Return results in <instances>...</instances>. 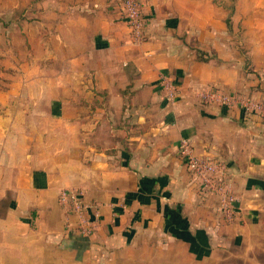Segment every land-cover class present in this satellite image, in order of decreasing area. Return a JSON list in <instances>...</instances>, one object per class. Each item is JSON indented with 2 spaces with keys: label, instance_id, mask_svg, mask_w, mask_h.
Returning a JSON list of instances; mask_svg holds the SVG:
<instances>
[{
  "label": "crops",
  "instance_id": "0c3cea01",
  "mask_svg": "<svg viewBox=\"0 0 264 264\" xmlns=\"http://www.w3.org/2000/svg\"><path fill=\"white\" fill-rule=\"evenodd\" d=\"M0 2L22 56L0 71V264H264V118L198 95L264 102L257 0H140L141 41L121 0ZM181 138L226 166L231 218ZM63 188L95 205L89 238L66 227Z\"/></svg>",
  "mask_w": 264,
  "mask_h": 264
},
{
  "label": "built area",
  "instance_id": "2783aa9c",
  "mask_svg": "<svg viewBox=\"0 0 264 264\" xmlns=\"http://www.w3.org/2000/svg\"><path fill=\"white\" fill-rule=\"evenodd\" d=\"M121 11L132 38L134 41H141L144 32L140 0H121ZM159 80L164 97L173 101L176 97L173 79L164 73L160 75ZM198 95L202 101H212L224 106L238 105L246 114H257L264 118V102H259L253 97L226 93L215 87L203 88ZM178 152L189 171L198 180L202 196L217 195L220 198L221 211L227 218H231L235 210V196L229 192L225 181L226 166L223 162L197 154L187 138L180 139ZM58 198L68 216L66 227L69 231L89 238L98 226L95 205L84 202L80 190L73 188L61 189Z\"/></svg>",
  "mask_w": 264,
  "mask_h": 264
},
{
  "label": "rangeland",
  "instance_id": "374dc122",
  "mask_svg": "<svg viewBox=\"0 0 264 264\" xmlns=\"http://www.w3.org/2000/svg\"><path fill=\"white\" fill-rule=\"evenodd\" d=\"M228 1V0H227ZM252 0H242V8H248L250 7L249 6V3L251 2ZM230 2L233 4L234 3V0H230ZM1 3V6H2V9H5V10H8V3ZM252 6V5H251ZM256 7L259 9V8H263V4H261V2L259 0H257L256 2ZM18 10L20 9H16L15 10V16H19L18 14ZM23 18H19V20H21ZM254 20H259V19H263V17L261 16H256L254 18H252ZM9 18L8 17H2L1 20H0V41L4 43V45L2 44V47L3 48H0V60H6L5 62L3 61H0V71H4L6 68L4 65H1L2 63H6V66L9 65V63L12 64V66H14L15 64L12 62L14 61V59H12L11 56H15L17 59H20L22 56H20V54L17 52H12L10 49V44H12L13 42V39L11 38V33H10V30H9ZM21 39H19V36H18V39H16V41H20ZM22 41V40H21ZM12 53V55H10ZM18 66V65H17ZM198 264H201V263H198ZM203 264V263H202ZM207 264V263H206ZM211 264H214L213 262Z\"/></svg>",
  "mask_w": 264,
  "mask_h": 264
}]
</instances>
